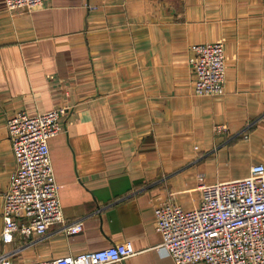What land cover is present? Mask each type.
Wrapping results in <instances>:
<instances>
[{
  "label": "crops",
  "instance_id": "crops-1",
  "mask_svg": "<svg viewBox=\"0 0 264 264\" xmlns=\"http://www.w3.org/2000/svg\"><path fill=\"white\" fill-rule=\"evenodd\" d=\"M215 40L224 91L199 94L191 44ZM65 105L49 153L65 220L83 227L15 232L0 255L26 264L129 239L134 253L113 264H175L157 246L158 201L191 207L201 183L264 163V0H0V194L14 166L6 118Z\"/></svg>",
  "mask_w": 264,
  "mask_h": 264
},
{
  "label": "built area",
  "instance_id": "built-area-1",
  "mask_svg": "<svg viewBox=\"0 0 264 264\" xmlns=\"http://www.w3.org/2000/svg\"><path fill=\"white\" fill-rule=\"evenodd\" d=\"M43 0H4L5 8L32 9ZM189 60L196 93H222L226 57L221 40L191 44ZM67 106L36 113L18 110L5 120L14 166L1 192L0 239L8 242L16 232L42 235L50 223L59 222L67 233L79 232L82 219L66 221L58 194L48 139L62 131L60 117ZM220 126V125H219ZM202 197L191 207L172 198L154 206L159 248L175 264L204 261L206 264H264V163L254 162L246 175L200 184ZM19 213L27 219L20 221ZM135 249L129 239L87 249L55 259L26 264H113ZM0 264H12L0 255Z\"/></svg>",
  "mask_w": 264,
  "mask_h": 264
}]
</instances>
